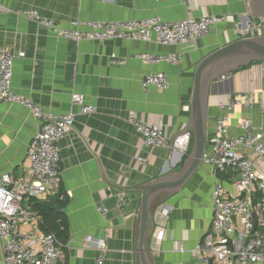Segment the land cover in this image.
I'll return each mask as SVG.
<instances>
[{"label":"crops","instance_id":"1","mask_svg":"<svg viewBox=\"0 0 264 264\" xmlns=\"http://www.w3.org/2000/svg\"><path fill=\"white\" fill-rule=\"evenodd\" d=\"M9 12H0V48L14 56L13 91L25 96L44 112L64 116L79 109L73 94H83L96 112L77 116L73 130L60 142L61 181L45 198L28 202L49 207L44 232L57 234L65 264H98L95 241L109 228L108 251L103 264H141L139 232L142 191L153 182L181 171L190 152L146 147L142 136L128 121L159 124L172 142L189 131L191 101L198 64L216 50L238 40L235 24L260 23L264 16L252 14L249 0H0ZM35 9L60 27L71 21L145 20L158 17L171 22L204 15H228L231 22L216 25L210 34L195 41L177 65L147 64L141 54L166 56L179 47L159 46L135 40L77 43L29 20L24 12ZM264 36L263 30L256 37ZM151 72H164L170 89L160 92L145 86ZM235 93L255 91L252 108L232 114V135L243 118L264 127V62L233 74ZM225 89V81L218 90ZM211 95L207 117V147L221 113L220 97ZM38 129L30 111L18 104H0V174L17 178L29 166L28 146ZM255 171L264 178V157L252 156ZM140 160H144L142 163ZM221 181L226 192H237L226 173L204 163L179 191L164 192L153 204L145 247L150 264H203L193 250L210 256L219 240L212 228L211 192ZM121 198L124 206L119 207ZM109 209L104 217L99 207ZM171 212L166 215L165 208ZM165 230V237L156 236ZM210 238L213 245L205 244ZM210 262L216 264L210 257ZM0 264L4 263L0 250ZM209 264V263H208Z\"/></svg>","mask_w":264,"mask_h":264},{"label":"built area","instance_id":"2","mask_svg":"<svg viewBox=\"0 0 264 264\" xmlns=\"http://www.w3.org/2000/svg\"><path fill=\"white\" fill-rule=\"evenodd\" d=\"M0 12L9 10L0 6ZM24 16L45 26L58 37L77 43L135 40L179 47V53L166 56L141 54L136 57L147 64L171 65L180 64L194 42L206 38L216 25L232 21L228 15H204L171 22L158 17L120 21L73 20L71 27L64 29L35 9L24 12ZM263 26L264 21L249 22L245 27L238 23L234 32L239 39L254 38ZM13 67L12 53L0 48V104H18L27 108L38 129L29 142L27 158L30 163L22 175L15 178L10 174H0V250L5 264H65L59 240L54 233L42 231L43 218L28 202L41 200L58 188L62 169L59 142L73 130L78 115L93 114L96 108L88 103L85 95L75 93L72 104L79 109L78 113L72 111L64 116L46 113L13 91ZM144 85L153 86L162 93L170 89L169 78L164 72H151L145 77ZM257 98L255 91H244L220 97L218 101L221 113L209 138L203 162L216 172L226 173L236 184L237 192L228 194L221 181H217L212 189V228L220 245L211 250L210 256L200 248L192 251L203 264H208L210 257L216 264H264V178L255 171L251 159L252 156L264 157V127H257L252 118H243L235 125L241 134L232 135L234 111L252 108ZM128 119L142 136L146 147L172 148L182 153L188 151L191 132L186 131L170 142L159 124L141 122L133 116ZM143 161L140 160L141 163ZM124 204V198H121L119 207ZM99 212L106 217L109 209L100 206ZM165 212L169 214L171 208L166 207ZM109 233V228H106L104 237L93 243L98 251V264L104 263ZM165 233L161 230L156 236L157 241H162ZM205 244L213 245L210 238Z\"/></svg>","mask_w":264,"mask_h":264},{"label":"water","instance_id":"3","mask_svg":"<svg viewBox=\"0 0 264 264\" xmlns=\"http://www.w3.org/2000/svg\"><path fill=\"white\" fill-rule=\"evenodd\" d=\"M252 14L264 16V0H249ZM264 62V36L238 39L206 56L197 66L191 101L190 155L181 171L148 184L142 191L139 252L141 264H150L145 242L153 222V204L164 192L181 190L201 168L207 147V117L211 95H232L233 74L252 62ZM225 81V89L218 90ZM212 264V262H209Z\"/></svg>","mask_w":264,"mask_h":264},{"label":"trees","instance_id":"4","mask_svg":"<svg viewBox=\"0 0 264 264\" xmlns=\"http://www.w3.org/2000/svg\"><path fill=\"white\" fill-rule=\"evenodd\" d=\"M258 62V61H257ZM257 62H252L250 65H252V64H254V63H257ZM249 67V66H248ZM247 67H243V68H241V69H246ZM44 209H49V207H46V205L44 206V207H39V206H36L35 207V210H37L43 217H44V226H46V228H47V223H46V221H47V219H48V213L44 210ZM55 234V233H54ZM56 235V237H57V239L59 240V238H58V236H57V234H55Z\"/></svg>","mask_w":264,"mask_h":264}]
</instances>
